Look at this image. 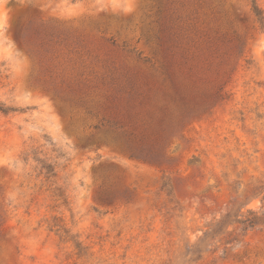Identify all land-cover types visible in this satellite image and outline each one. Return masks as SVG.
I'll return each mask as SVG.
<instances>
[{
  "label": "rangeland",
  "instance_id": "obj_1",
  "mask_svg": "<svg viewBox=\"0 0 264 264\" xmlns=\"http://www.w3.org/2000/svg\"><path fill=\"white\" fill-rule=\"evenodd\" d=\"M256 5L0 0V264H264ZM136 79L152 106L125 117Z\"/></svg>",
  "mask_w": 264,
  "mask_h": 264
},
{
  "label": "trees",
  "instance_id": "obj_2",
  "mask_svg": "<svg viewBox=\"0 0 264 264\" xmlns=\"http://www.w3.org/2000/svg\"><path fill=\"white\" fill-rule=\"evenodd\" d=\"M251 4H252V10L257 18V20L259 22L263 21V16L259 10V8L256 5V0H251ZM25 38L24 36H17L18 40H22ZM134 85H137L135 87V91L138 93L141 91V87L142 84L141 82L138 83L137 79L134 80ZM147 86V84H146ZM132 89L130 90V96L129 99H127L126 101H120V110L119 112L121 113V115H124L125 117L130 115V111L133 109L134 106H136L137 108H143L145 105L150 103V106H152L151 101H149V92H150V87H147V93H144L143 91H141L139 94H137L138 96L141 95V97L143 98V100H140L138 103H136L134 96L135 94L132 92H135ZM164 96L166 97V99L171 102L172 104L175 105V108L178 107L179 110H184V112H180V114L178 115L177 119L178 122H182L183 118H185V116L182 115V113H186L188 114L189 110H191L192 108H194L193 106L195 105H199L198 103L192 104L191 105V100L189 98V89L185 86H183L180 83L177 82H173L172 81V90L171 91H164L163 92ZM178 104H181V106H179ZM191 107V108H190ZM167 109L166 104L163 105V107H161V109L159 108V110L164 111ZM0 111L3 113H6L9 111V108L4 107L2 104H0ZM163 115L165 116L166 114L163 113ZM136 116V115H135ZM139 116V115H138ZM147 116L150 118L151 122L150 126L148 125V129L144 132L141 133L140 138L141 139H145L148 138L150 139V137L156 138V137H163L160 136V124L162 122V119H155V115H154V111H149L147 112ZM111 121V122H110ZM108 124H111L112 126H115L119 129L122 128L121 125H118V123H120L119 121H117L116 119L113 120H107ZM159 130V131H158ZM34 160L37 162V164L40 167V172H44L45 177L54 175V173H52V171L54 170V167L51 163H48L45 159H40V158H36L34 157ZM252 211H249V214H252ZM245 221H249V223L252 222V220L250 218H247ZM240 223H244V221H239Z\"/></svg>",
  "mask_w": 264,
  "mask_h": 264
}]
</instances>
